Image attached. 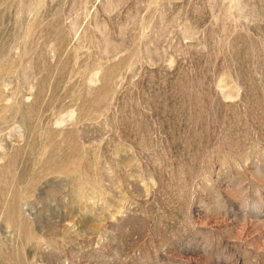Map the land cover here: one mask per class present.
I'll list each match as a JSON object with an SVG mask.
<instances>
[{
	"label": "rangeland",
	"instance_id": "374dc122",
	"mask_svg": "<svg viewBox=\"0 0 264 264\" xmlns=\"http://www.w3.org/2000/svg\"><path fill=\"white\" fill-rule=\"evenodd\" d=\"M0 264H264V0H0Z\"/></svg>",
	"mask_w": 264,
	"mask_h": 264
}]
</instances>
